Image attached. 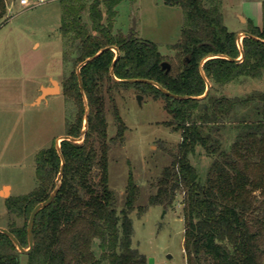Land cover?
<instances>
[{"label":"trees","instance_id":"1","mask_svg":"<svg viewBox=\"0 0 264 264\" xmlns=\"http://www.w3.org/2000/svg\"><path fill=\"white\" fill-rule=\"evenodd\" d=\"M161 1L180 7L184 14L180 39L170 46L174 63L166 61L156 44L133 32L125 36L114 31L118 0L58 1L60 32L66 41L63 62L74 69L62 83L63 96L74 109L67 113L64 136L80 138L85 105L87 131L81 143H61L65 166L59 192L35 219L27 264H148L132 246L130 215L140 190L130 175L119 209L108 178L109 152L124 145L127 132L113 94L130 87L162 101L169 116L164 125L181 136L176 149L167 150L170 163L151 184L152 194L139 213L155 206L174 209L182 196L187 264H264V92L230 98L218 91L241 78L263 76L264 2L262 26L249 23L247 33L253 38L243 39V59L237 63L232 60L241 54L236 35L224 24L223 0ZM6 13V2L0 0V21ZM107 48L81 69V94L76 69ZM112 48L119 52L114 66L118 81H152L185 98L173 99L148 84L115 81L110 75L116 58ZM203 61L205 79L200 72ZM163 63L170 70L163 69ZM207 84L210 89L201 98ZM107 103L112 104L117 123L110 139ZM228 128L235 131V138L224 147L223 131ZM197 148L212 160L204 182L190 161ZM34 163L35 189L5 201L6 229L24 249L32 211L57 187L61 159L54 141L35 155ZM21 256L0 234V264H20Z\"/></svg>","mask_w":264,"mask_h":264},{"label":"rangeland","instance_id":"2","mask_svg":"<svg viewBox=\"0 0 264 264\" xmlns=\"http://www.w3.org/2000/svg\"><path fill=\"white\" fill-rule=\"evenodd\" d=\"M19 1L5 0L7 13L0 21V184H8L13 189L12 193L0 192L5 201L35 189V155L64 136L67 113L71 115L74 110L62 91L64 78L74 69L63 62L66 41L60 32L59 0L41 4L29 0L30 6L24 9H19ZM118 1L114 31L125 36L133 32L136 38L156 44L166 61L174 63L175 53L170 46L180 39L184 22L182 9L166 6L161 0ZM263 1L223 0L227 29L237 34L242 26L236 17L239 12L258 20ZM52 81L59 85V95L47 104L43 101L39 107H30L39 96L40 88L51 86ZM218 91L230 98L264 92V72L259 79L241 78ZM113 96L127 132L124 145L114 146L109 152V187L116 195L119 209L125 203L130 175L140 190L136 209L130 215L133 249L147 262L153 259L155 264H187L182 196L174 209L155 206L144 214L138 211L147 205L152 194L151 184L170 163L167 150L176 149L181 136L164 125L169 116L162 101H155L133 87L119 89ZM138 96H142L140 103ZM106 116L110 139L117 132L111 103H107ZM234 138L232 128L223 131V146L229 147ZM190 161L204 182L212 160L197 148ZM7 224V209L0 198V228L6 229ZM20 264H27L25 255L21 256Z\"/></svg>","mask_w":264,"mask_h":264},{"label":"water","instance_id":"3","mask_svg":"<svg viewBox=\"0 0 264 264\" xmlns=\"http://www.w3.org/2000/svg\"><path fill=\"white\" fill-rule=\"evenodd\" d=\"M244 38H253L252 36H250L248 33H242L240 35L237 36L236 38V43H237V47L240 51V58L238 60H232L234 62H241L242 59H243V48H242V41ZM109 48L107 49H104L102 51H100L97 55H95L94 57L92 58H89L87 59L84 63H82L76 70V75H77V78H78V83H79V88H80V92L81 94H83V83H82V79H81V69L83 67H85L87 64L91 63L92 61H94L95 59H97L104 51L108 50ZM111 50H113L115 53H116V58L112 64V67H111V71H110V75L111 77L115 80V81H118L115 76H114V66H115V63L117 61V59L119 58V52L115 49V48H112ZM225 58V57H223ZM210 59V58H208ZM203 63L204 61L202 62L201 64V67H200V72H201V75L202 77L205 79V76H204V73H203V70H202V66H203ZM162 68L163 69H168L170 70V66L169 64L167 63H163L162 65ZM118 82H121V83H129V84H148V85H151L153 87H155L156 89H158L161 93L173 98V99H178V100H182L184 99L185 97H180V96H176V95H173L171 93H169L168 91H166L165 89H163L159 84L155 83V82H152V81H147V80H127V81H118ZM52 86H53V89H49V88H41V91H40V96L37 100L36 103H39V102H42L43 100H45L48 96H52V95H56L58 94V84L57 82H54L52 81L51 82ZM210 89V84H207V87H206V93L204 96H202L201 98L205 97L208 93ZM142 100V96H138V101L140 103V101ZM201 107H205L204 105L201 106ZM200 107V108H201ZM87 122H88V108H87V105H85V119H84V125H83V129L81 131V136L80 138H71V137H67V136H63L59 139H57L55 141V148L60 156V159H61V169H60V173L57 177V180H56V185L57 187L55 188V190L51 193V195L49 196V198L38 204L34 210L32 211L31 215H30V218H29V221H28V225H27V238H28V248L27 249H24L18 242V240L5 228H0V234H3L5 235L6 237H8L11 242L13 243V245L16 247V249L18 250V252L21 254V255H30L32 250H33V247H34V241H33V227H34V223H35V219L37 217V215L43 211L44 209L48 208L52 202L54 201L55 197L57 196L58 192H59V188H60V182H61V179H62V176H63V172H64V160H63V156L61 154V151H60V148H61V143L63 141H70L72 143H81L85 134H86V131H87ZM148 264H155L154 260L153 259H149L148 261Z\"/></svg>","mask_w":264,"mask_h":264},{"label":"crops","instance_id":"4","mask_svg":"<svg viewBox=\"0 0 264 264\" xmlns=\"http://www.w3.org/2000/svg\"><path fill=\"white\" fill-rule=\"evenodd\" d=\"M264 2V1H263ZM262 2V3H263ZM256 8V7H255ZM236 17L237 18H239L241 21V27L237 30V34L238 35H240V34H242V33H247V23H252L255 27H257V28H261V26H262V11H261V19L259 18L258 20H256L254 17H252V16H250L249 14L247 15V14H245L244 12H239V13H236ZM233 33H235V32H233ZM236 34V33H235ZM236 34V35H237ZM237 35V36H238ZM33 83V82H32ZM59 86V85H58ZM45 88H49V89H53V86H52V84H51V86H48V87H45ZM40 91H41V88H40ZM58 92H59V88H58ZM57 95H59V93L58 94H56V95H52V96H48L45 100H43V101H45V103L47 104L48 102H49V100L51 99V98H54V97H57ZM39 96H40V93H39ZM39 96L36 98V99H34L33 101H32V103H30L29 104V106L30 107H32V108H34V107H39L42 103H43V101L42 102H39V103H36L37 102V100H38V98H39ZM6 189H8V190H10V192L12 193L13 192V189H12V187L10 186V185H8V184H0V192L3 190L4 191V193H6L5 192V190ZM15 196H17V195H15ZM0 198H1V200L3 201V203H4V205H5V200L2 198V196L0 195ZM5 213V212H4Z\"/></svg>","mask_w":264,"mask_h":264},{"label":"built area","instance_id":"5","mask_svg":"<svg viewBox=\"0 0 264 264\" xmlns=\"http://www.w3.org/2000/svg\"><path fill=\"white\" fill-rule=\"evenodd\" d=\"M47 0H37V4H41V3H44L46 2ZM30 6V2L29 0H20L19 1V9H24V8H27ZM158 264H165L163 262H160Z\"/></svg>","mask_w":264,"mask_h":264},{"label":"bare ground","instance_id":"6","mask_svg":"<svg viewBox=\"0 0 264 264\" xmlns=\"http://www.w3.org/2000/svg\"><path fill=\"white\" fill-rule=\"evenodd\" d=\"M7 191H8V189L5 190V192H7Z\"/></svg>","mask_w":264,"mask_h":264}]
</instances>
